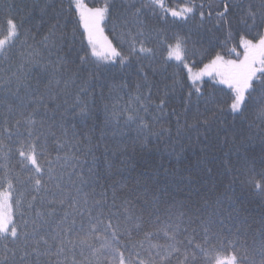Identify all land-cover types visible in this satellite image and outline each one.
I'll return each mask as SVG.
<instances>
[{
    "label": "snow or ice",
    "instance_id": "6c2138e0",
    "mask_svg": "<svg viewBox=\"0 0 264 264\" xmlns=\"http://www.w3.org/2000/svg\"><path fill=\"white\" fill-rule=\"evenodd\" d=\"M14 7L5 0L0 11V58L19 57L16 70L7 79L0 76V108L6 109L0 118V264H172L173 258L175 264H264V214L259 221L251 217L229 195L232 183L194 188L193 172L187 178L181 172L167 173L172 179L163 185L159 179L132 176L130 161L137 148L130 151L122 131L136 126L132 143L140 150H146L153 137L170 141L172 131L162 122L176 99L169 92L177 90L187 105L193 97L196 102L192 125L187 123L188 107L183 124L180 113L172 110L177 138L185 131L199 134L203 128L201 143L211 148L221 134L227 143L228 132L234 130L223 127L228 116L242 123L251 120L249 128L264 125V0H183L175 7L165 0H96L92 6L85 0H67L66 6L63 0L58 5L33 0L42 23L45 18L55 21L39 47L28 43L35 37ZM197 17L194 29H181L172 42L160 41L167 53L165 63L179 62L186 78L173 77L157 96L158 103H152L153 88L159 92V85L149 77L155 70L144 64L156 54L148 46L157 31L151 28L152 20L186 25ZM109 24L118 44L106 34ZM65 47L76 54L78 72L135 65L142 77L136 95L121 110L128 113L123 125L106 119L99 137L102 145L93 143L91 134L77 139L74 121L90 119L96 85L84 80L74 96L68 91L77 85V74L65 78L67 56L50 58L53 50ZM205 77L215 81L214 89L219 84L228 91L206 96ZM9 96L14 103L8 102ZM49 112L59 113V118L49 117ZM105 130L111 131L110 137ZM78 154L91 160H81ZM212 163L206 155L196 172L210 175ZM239 184L264 197V159L259 165L246 164ZM180 192L186 194L177 198ZM161 233L168 242L153 243Z\"/></svg>",
    "mask_w": 264,
    "mask_h": 264
},
{
    "label": "trees",
    "instance_id": "16d2710c",
    "mask_svg": "<svg viewBox=\"0 0 264 264\" xmlns=\"http://www.w3.org/2000/svg\"><path fill=\"white\" fill-rule=\"evenodd\" d=\"M63 2L66 6L67 0H63ZM85 2L89 6H92L96 0H85ZM165 2L175 7L177 4L182 3L183 0H165ZM44 3L58 5L60 0H40L41 5ZM6 4H14L15 7L13 8V12L15 13L19 10L20 17L26 19L24 27L30 31L33 37H35L34 41L30 39L28 43H36L39 47V42L48 34L51 24L55 21L45 18V22L42 23L39 10H33V0H6ZM4 7L5 0H0V11H2ZM169 19L171 18L169 17ZM198 23V17L196 20L189 21L186 25L183 22L177 23L176 25H161L157 20H152L151 28L157 31H153V40L148 46L155 48L156 54L151 62L147 60L144 61L146 66H150L151 69L155 70L154 76L152 75V72L149 71V77L159 85V92H157L156 88H153L152 103H158L157 96L163 95L165 85L170 86L173 77L179 80L186 78V70L179 65V62L170 60L165 63L167 53L164 45L160 43V41L167 40L168 42H172V37L176 32L181 31V29H183L184 32H187L189 29H194ZM72 27L73 25H69L66 29L69 34V39H71ZM161 29L163 30L161 31ZM82 31V28L78 29L77 41H79V32ZM105 31L106 34L109 35V39H113V43L118 44V41L114 39L111 32V24H109ZM157 32H159V35H157ZM76 47H79V43H77ZM44 55L47 56V53H44ZM57 56H67L68 58L67 67L69 71L65 76L66 79L74 73L77 74V85H70L68 89L73 96L78 92V86L84 80L91 79L96 85L94 89L96 103L90 119L85 123L74 122L77 123L75 131L78 134V140H82L84 136L91 134L93 136V143H101L102 145L103 142L99 140V137L101 129L104 128L106 119L112 121L113 125L117 120L123 125L124 121L122 117L128 115V113L122 112L121 110L127 107L130 97L136 95V85L142 82V77L137 75V67L134 65L128 69H121L119 65H116L112 67L111 70L101 69L99 73H96L94 68H90L88 72H78L79 61L74 52L69 54L67 47L61 52L53 50L50 58L55 61ZM196 59L199 58L197 57ZM204 62L206 63L207 61L205 60ZM18 63V55L14 56L11 61H5L0 58V76L7 79V77L11 75V72L16 70V65ZM200 66H202V64ZM205 80L208 81L204 86L206 96L213 92L217 96H223L224 93L228 91L226 85L216 84L214 89L212 85L215 84V81H212L208 77H205ZM41 88H43V85H41ZM220 89H223L224 91L220 92ZM12 90L15 91L14 86ZM101 93L103 94V99L101 98ZM20 94L23 95V90ZM169 94L174 95L176 99L170 103L167 109L169 115L167 120L162 123L164 127L170 128L172 131V139L170 141L167 137H163L159 141L153 137V141L148 145L147 149L140 150L138 145H133L132 143L137 136L136 126L133 124L131 127H122V131L126 134L125 139L128 141L130 151L133 147L137 148L134 158L130 161V165L135 169L131 175H142L147 179H159L161 185H163L167 180L172 179L171 176L166 177L167 173L181 172L187 178L189 172H193L192 180L194 188H200L201 185L206 184V188L211 189L220 181H222L225 186L232 183L233 191L230 192L229 195L233 196L234 199H238V202L242 203L243 206L248 209V214L259 221L260 216L264 214V197H261L255 191H249L242 188L239 184V173L245 169L246 164L249 167L253 164L259 165L260 161L264 159V125L257 124L249 128L251 120L242 123L239 119L234 121L231 116H228L226 118L227 123L224 124L223 127L233 128L234 126V130L228 132L227 143H225V136L221 134L218 139L213 142L214 146L207 148L205 144L201 143L204 134L203 128H200L199 134L196 131H185L182 138H177L175 135L176 116L172 115V110L175 109L177 113H180V122L183 124L185 122L183 115L185 107H188L190 113L187 123L189 125L194 124L195 120L193 119V116L196 112L195 97H193V103L187 105L186 102L181 100V93L178 90L176 93L169 92ZM8 102L14 103L11 96H9ZM89 104L91 107V96L89 97ZM106 105L108 108L107 112L105 111ZM114 105L115 109L113 108ZM203 107V102H201V111H203ZM5 111V108H0V118H2ZM114 111L115 115H113ZM141 114L143 115V113ZM49 117L58 119L59 113L49 112ZM69 128V137H71L70 125ZM158 128L159 125H157V129ZM93 129L94 131H91ZM105 131L110 137L111 131ZM57 134L59 135V132ZM188 137L191 138L189 139ZM83 148L84 151L87 150L86 143L83 145ZM72 151H75V149ZM102 153L103 147H101L95 155L99 157ZM56 154L57 153L53 151L52 157L55 158ZM69 154L71 155V153ZM60 155H64V152H61ZM206 155L208 159L213 160V163L209 165V167L213 168V172L210 175L196 172V169L200 165V161ZM79 158L81 160H91V157H86L84 155H79ZM67 170L70 172L72 171V168L69 167ZM127 175H129V173L125 172V176ZM116 179H119V177ZM233 181L235 182L233 183ZM220 191H223V187L220 188ZM185 194V192L176 193L177 198H181ZM192 227H195V225L189 227V231H191ZM228 227H230V225H228ZM241 239L244 238L242 237ZM247 240L249 244L252 243L251 236L247 237ZM167 242L168 241L163 236V233L153 241V243L159 244H166ZM172 264H175L174 258Z\"/></svg>",
    "mask_w": 264,
    "mask_h": 264
}]
</instances>
